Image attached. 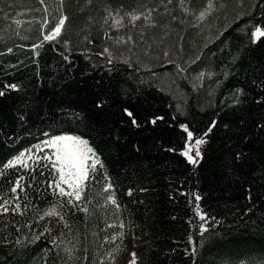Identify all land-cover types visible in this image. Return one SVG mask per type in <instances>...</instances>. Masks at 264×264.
<instances>
[{
    "label": "trees",
    "instance_id": "trees-1",
    "mask_svg": "<svg viewBox=\"0 0 264 264\" xmlns=\"http://www.w3.org/2000/svg\"><path fill=\"white\" fill-rule=\"evenodd\" d=\"M136 2L94 0L85 7V0H65L68 20L58 39L67 41V47L44 42L37 56L31 49L41 43L40 24L26 32L29 24L24 23L18 36L10 30L15 28L10 20L42 17V12L29 11L41 6L33 0H0V50L13 48L11 54L0 55V161L38 144L44 133L77 135L100 155L113 186L103 192V181L86 182L82 197L90 201L87 214L67 205L65 198L60 211L69 227L63 228L55 217L39 220L55 202L46 191L49 170L36 167L33 173L31 162L28 168L6 170L0 195L7 198V181L24 176L25 191L19 194L21 208L27 205V210L22 216H0V240L7 241L0 242V264H65L64 245L54 249L47 233L34 243L24 240L46 226L53 229L52 236L63 231L68 247L75 245L76 258L68 264H99L117 244L114 261L105 264H125L129 252L136 254V264H264V37L255 44L249 40L255 26L264 29V0H233L226 11L214 13L217 18L199 35L190 23L180 22L177 9L172 14L178 19L171 22L165 44L153 46L152 59L136 49L131 67L108 65L95 54L106 42V26L89 24V17L102 16L105 4L131 10ZM218 31L223 35L215 39ZM178 45L192 58L203 53L183 74L175 63L155 58L165 46L171 55ZM137 56L150 70L136 62ZM175 60L184 63L179 56ZM201 71L202 82L196 79ZM155 117L163 119L153 125ZM133 118L139 126L132 124ZM213 120L216 126L194 166L180 155L186 133L179 125L200 135ZM113 190L118 212L105 202ZM196 194L207 223L195 215ZM17 222L30 223L32 230L16 232ZM201 224L209 228L203 235ZM121 231L122 242L104 243L105 237ZM17 238L24 243L15 244Z\"/></svg>",
    "mask_w": 264,
    "mask_h": 264
},
{
    "label": "snow or ice",
    "instance_id": "snow-or-ice-1",
    "mask_svg": "<svg viewBox=\"0 0 264 264\" xmlns=\"http://www.w3.org/2000/svg\"><path fill=\"white\" fill-rule=\"evenodd\" d=\"M33 2L38 3L41 7H34L29 11H34L36 13L42 12L43 16L33 17L30 20L13 18L10 20V24L15 25V28L11 29L10 27V30L15 31L16 35L19 36V29L24 23L29 24V28L24 29L26 32L31 31V26L33 24L39 23V32L42 40L40 44L33 45L31 49L37 56L39 53L36 52V49L42 47L44 42L57 41L63 43L65 47H67V41H59L58 39L62 35V31L68 20V16L64 14L65 0H50L52 4L56 5L55 8H50V3L46 2V0H33ZM93 2L94 0H85V7L92 5ZM232 2L233 0H137L135 7L131 10H124L122 7L113 9L110 4H105L102 9V16L99 18L89 17V24L94 22L106 26L104 27L106 42L102 50L95 54L101 59L106 60L108 65L123 63L131 67V57L136 56V49H139L145 57L152 59L150 53L153 50V46L165 44L171 22L178 19L176 15L172 14L177 9L181 13L180 22L190 23L193 28L198 30L197 34L199 35L210 27L212 20L217 18L214 13L221 10L226 11V5ZM16 15L20 16L24 14L17 13ZM189 16L192 17L191 21L187 20ZM168 17H170V20H167ZM5 19H9V17L6 16ZM50 22H52V27H49ZM157 29L159 31H154ZM110 30L119 33V35H110ZM221 35H223V32L218 31L215 39H219ZM261 37H264V29L260 26H255L249 36L250 42L255 44ZM21 38L27 39L28 37L22 36ZM84 39L89 44L93 43V40L89 39V36H85ZM208 40L214 42L211 38H208ZM208 40H206L204 47L208 46ZM141 45H143L142 48L140 47ZM17 47L22 46L17 45ZM12 52L13 48L7 47L6 50H0V55L11 54ZM202 55L203 53L200 52L195 58L186 56L183 46L178 45L176 49L171 50V55L169 48L165 46L155 58H163L170 64L175 63L177 73L183 74L187 72L188 67L199 61ZM177 56H179L181 60H184V63H177L175 60ZM64 59H67V56H65ZM136 62L141 64L145 69L150 70L149 65L141 60L139 56L136 57ZM11 67H16V65H11ZM108 71L111 72L112 69L109 68ZM204 77L205 73L201 71L196 79L202 82ZM8 87H11L13 90H18L16 85H9ZM161 90L163 91L164 88L161 87ZM3 94V91H0V95ZM99 106L101 105H98V107ZM177 110H179V106H177ZM125 112L129 117H133L132 112L127 109H125ZM73 118L76 119L78 117L76 114H73ZM162 119L163 117H155L151 119L150 123L155 125L157 120ZM173 119H175V117H173ZM132 124L139 126L135 118L132 119ZM215 126L216 121L213 120L203 134L194 135V132L190 130L188 125H179L181 130L186 133L184 148L180 152V155L185 157L188 163L194 166L198 164L199 159L202 158L201 148L207 143L206 137ZM43 135L48 138L41 140L36 145H30L27 148L21 149L15 155H10L4 161H0V177L9 175L6 171L9 169L28 168L29 162L34 165V167L30 169L33 173H35L36 167L48 169L51 178L45 181L47 184L46 191H50L55 202L51 203L50 206L43 211L42 215H39V220L42 221L45 217H55L57 218L56 224H62L63 228H68V222L64 214L60 211L64 206L65 198H67V205L87 214L89 211L88 203H90V201H83L82 197L86 182L100 183L103 181V192H109L113 186L100 155L89 145L88 140L77 135L69 134L49 136L48 133H44ZM166 150L175 151V149ZM41 153H43V155H41ZM40 175H44V172L41 171ZM24 179V176L20 175L16 176L14 180L7 181L11 187L8 188L9 195L7 198L0 195V201H2L0 202V216H7L9 212L13 215H24V212L27 210V205H25L23 209L21 208L19 194L25 191L21 184V181ZM33 180H35V175H33ZM32 186V183H29L28 187ZM128 194L131 195V192ZM181 194L185 195L186 193ZM200 200L201 196L196 194L194 196L195 215H197L201 221L207 223L209 218L202 213L199 205ZM105 202L106 204L110 203L114 205L116 211H119V205L115 199L114 190L105 197ZM189 202L192 203L193 201L190 200ZM210 219L214 220L215 218L212 217ZM13 226L16 232H20L21 228L32 230V225L28 222L22 225L17 222ZM114 226L115 225L112 224L108 225V227ZM123 227L124 224L121 222L120 228L123 229ZM52 231L53 229L46 226L39 235L33 233L31 238L25 236L24 240H27L29 243H34L47 233L51 238L50 243L54 249H61V245H64L62 251L66 254L65 264H68L69 261L76 258L74 255L75 245L68 247L64 244L63 231H59L56 236H52ZM199 231L200 235H203L205 232L209 231V228L201 224ZM118 238L121 239L122 242L123 231L113 234L110 238L105 237L104 243L115 244ZM0 242H7L6 238L0 240ZM23 243L24 241L19 238L15 241L17 245ZM69 243L71 242L69 241ZM119 249L120 245L117 244L115 248L107 250L103 258L100 259L99 264H105V260L114 261V254L117 253ZM43 251L47 253L49 249L45 248ZM195 252L196 248L193 247L192 254L194 255ZM130 264H136L135 253H132Z\"/></svg>",
    "mask_w": 264,
    "mask_h": 264
},
{
    "label": "rangeland",
    "instance_id": "rangeland-1",
    "mask_svg": "<svg viewBox=\"0 0 264 264\" xmlns=\"http://www.w3.org/2000/svg\"><path fill=\"white\" fill-rule=\"evenodd\" d=\"M48 137H45L44 139H47ZM41 155H43V153H41ZM193 155H194V153H193ZM132 253L133 252H129V254H128V259H127V261L125 262V264H130V261L132 260Z\"/></svg>",
    "mask_w": 264,
    "mask_h": 264
}]
</instances>
